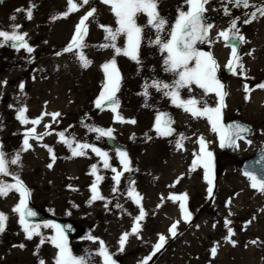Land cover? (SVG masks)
<instances>
[{
  "label": "rangeland",
  "instance_id": "obj_1",
  "mask_svg": "<svg viewBox=\"0 0 264 264\" xmlns=\"http://www.w3.org/2000/svg\"><path fill=\"white\" fill-rule=\"evenodd\" d=\"M249 2L264 4V0ZM225 6L230 9V15L225 14ZM90 7H95L97 12L95 18L86 22L88 31L82 51L91 63L84 67L78 58L80 49L73 52L64 49ZM206 8L207 22L213 27L201 51L210 52L219 65L217 77L227 92L222 120L238 118L254 129L253 135L247 138L251 144L239 140L238 147L230 154L222 152L219 137L212 131L207 118L193 117L174 105L163 91L151 86L155 81L171 84L177 77L165 71L167 53L154 43L157 32L155 28L147 26L145 15L139 14L137 17V23L146 26L138 63L127 56L116 55L111 47H101L109 43L101 25L113 30L118 27L110 6L101 0H90V5L81 6L67 17L62 15L68 9L67 0H42V3L37 0H0V30L11 33L14 26H19V33H27L26 42L33 49L31 53L24 48L17 50L9 46L11 42L0 47V150L5 153L7 161L16 154L20 159L25 155L33 159L32 165L25 164L20 168L9 163V173L19 175L30 190V205L54 218L71 220L80 227V233L68 238V244L73 256L85 257L88 264H103V258L95 255L100 247L99 241L104 242L116 264H143L154 251L160 235L165 236L166 243L148 264H264V193L251 186L252 181L237 165L238 161L253 156L264 142V89L257 87L264 83V17L258 15L256 20L245 24L243 20L250 19L246 13L253 9L225 5L224 0H209ZM178 9L187 11L185 0H159V13L167 21L160 34L161 39H170L169 32L178 18ZM28 10L32 11L31 19L27 18ZM237 17L239 34L245 38L237 46L244 67L242 72L237 69L238 74L233 75L230 71L227 73L226 67L232 49L218 34L228 30ZM116 45L125 47L126 37L119 36ZM112 59L116 60L121 75L120 88L116 93L119 101L117 112L124 121L134 120L135 123L117 122L116 113L111 109H96L95 102L106 82L102 65ZM189 66H194V62ZM52 80L54 84L50 85ZM69 80L74 82V87L69 89L74 104L70 108L62 104L56 107L55 113L60 115L53 120L50 114L54 105L44 102L40 106L37 92L55 91L60 84ZM18 84H22L23 88H14ZM245 85L251 89L249 93L245 92ZM179 91L182 99L196 98L206 101L209 107L217 106L218 97L214 93L205 95L195 85L191 86V90L182 88ZM48 107L49 110L45 111ZM25 108L29 121L42 117L38 125L24 124L17 118L20 110ZM168 111L173 115L171 127L174 131L171 136H161L155 130L156 117ZM46 125L50 127L46 128ZM94 127L112 129L113 138L100 137L90 130ZM32 128L36 129V136L42 135L43 138L37 140L29 137L31 147L24 150L25 134ZM60 132L67 139L107 152L111 167L103 172L107 181L100 188L104 197L101 202L90 203L81 195L65 191V185L74 184L71 157L76 158L75 164L82 167L88 168L92 166L91 162H96L95 167L100 169L103 168V159L91 148L85 149L82 156H73L71 150L60 142ZM181 135L184 137L183 147H187L188 143L194 144L195 152L196 148L200 150L198 135L209 141L208 150L213 153L212 178L216 176L213 193L209 197V184L205 177L202 180L199 174L185 168L190 176V182L184 185L188 191L184 203L190 213L187 224H182L180 217H176L174 222L169 221L170 209H173L172 205L176 208V203L171 205L159 198V195L165 198L168 194L164 186L168 188L166 171L173 156L170 145L171 142H178ZM49 147L52 153H49ZM118 150L126 152L130 171H123ZM54 151L58 156L53 162L51 157ZM216 160L219 161V169L215 167ZM50 163L51 168L48 167ZM179 163L182 168L185 162L181 158ZM111 168L123 172L118 186L113 179L116 173ZM42 172L46 173L47 180ZM0 179L14 183L11 175ZM44 180L49 184L41 189ZM133 181L134 184L131 183ZM196 185L199 193L194 196ZM133 187L143 197L140 205L127 195ZM114 188L117 190L113 191ZM18 203L19 194L14 191L7 197H0V212L8 217L5 231L0 233V264H40L41 260L44 264H54L58 250L48 239L41 243L42 237L55 235L54 228L43 227L52 223L46 220L30 222L41 225V235L27 239L19 222V214L13 211ZM141 206L146 216L140 222V227L145 226L138 235L131 237V246L125 248L124 245L121 251L120 244H117L121 237L119 235L134 227ZM225 221L230 223L226 225ZM177 222V235L173 237L169 229ZM191 228L193 235L197 236L194 240L191 238L193 235L187 232ZM229 228L234 233L230 239H234L235 246L229 242ZM141 234L146 235L148 240L145 251H141L137 241V236ZM89 235L97 240L87 239ZM212 248L217 249L214 257ZM128 250L130 253L127 254ZM247 252L251 257L243 256L242 253ZM138 256L142 258L137 259Z\"/></svg>",
  "mask_w": 264,
  "mask_h": 264
},
{
  "label": "snow or ice",
  "instance_id": "obj_2",
  "mask_svg": "<svg viewBox=\"0 0 264 264\" xmlns=\"http://www.w3.org/2000/svg\"><path fill=\"white\" fill-rule=\"evenodd\" d=\"M101 2L110 6L118 25L115 30L109 26L101 25L107 34L105 39L109 41V43H106L101 47H111L115 50L116 55L127 56L131 60L139 63V49L141 42L144 39V27L146 26L139 25L137 23V17L139 14L145 15L147 17V26L155 28L157 32L154 43L160 46L162 52L167 53L164 60L165 71L171 72L175 77H177L171 84L155 81L151 84V86L156 88L158 91H163L164 95L168 96L174 105L182 108L185 112L190 113L193 117L207 118L212 131L219 137L221 148H237V141L239 140H244L249 145L251 144V141L248 140L245 135L251 133V129L249 127L241 124L225 125L222 123V110L226 107L225 97L227 96V92L224 91V85L217 77L219 65L210 52L201 51L196 47L198 42H208L209 32L213 27L212 24L207 22V18L205 16L207 11L206 5L209 3V0H185L187 11L178 9V18L176 19L174 26L170 29V39L167 40L161 39L160 36L165 29L167 21L159 13V0H101ZM67 4L68 9L62 14L64 17H67V15L72 12L78 11L81 6L90 5V0H67ZM224 4H231L236 8L242 7L244 9H253L252 11L246 13L250 19L243 20V23L245 24L256 20L258 15L259 17H264V4H250L249 0H224ZM223 10L226 15H230V9L227 6H225ZM17 11L21 10L18 9ZM96 12L97 9L95 7H90V10L87 11V13L80 19L71 42L64 49L66 52H73L74 50L80 49L81 51L78 54V58L84 67H88L91 63L82 51L85 47L84 39L88 31L86 22L89 21L90 18H95ZM27 18H32L31 10L27 11ZM12 19L14 20L15 17H12ZM237 20H239V17L232 21L228 30H222L218 34L219 37L224 39L226 46H230L232 49L231 58L229 59L226 67L233 75L238 74L237 69L242 72L244 67L241 63V58L238 55L237 43H232L234 41L243 42L245 40L244 36L239 34ZM18 27L19 26H14L11 33L0 30V47H3L6 43L11 42L9 46L16 47L17 50L24 48L31 53L33 49L28 45L25 39L27 33H19ZM119 36L126 37V46L123 48L117 47L116 45V40ZM193 62L194 66L190 67L189 65ZM102 68L106 77V82L103 85V91L100 93V96L95 102L96 107L103 109L106 106H110L111 111L116 113L115 120L117 122L135 123L134 120L124 121L117 112V109L119 108V101L116 97V93L120 88L121 75L119 69L117 68L116 60L112 59L111 61L106 62L102 65ZM192 85L202 89L205 95L214 93L218 97L217 106L209 107L207 106L206 101L198 100L196 98L182 99L179 90L182 88H189V90H191ZM257 87L264 89V83L258 85ZM22 88L23 85H21V89ZM250 91L251 89L245 85V92L249 93ZM145 95H147V92H145ZM247 98L248 97L246 96V99ZM26 111V108L21 109L17 118L24 124L32 123L33 125H38L42 117L29 121L25 116ZM50 115L53 120H55L60 113H52ZM171 123L172 120L170 117H166L164 114L158 115L155 121L156 132L161 136H171L174 131L171 127ZM45 127L47 128L50 126L46 125ZM90 130L97 132L100 137L106 136L110 139L113 138L112 129L105 130L94 127ZM35 131L36 129L32 128L29 133L25 134L23 142L24 150H28L31 147L29 144V137L37 140L43 138L42 135L36 136ZM58 135L60 137V142L64 143L71 150L73 156H82L85 154V149L91 148L92 152L103 159V167L105 169L111 167L107 152L101 151L99 148L91 146L87 143H78L73 139H67L65 138L63 132H60ZM183 139L184 137L181 135L180 140L177 142L178 148L183 147ZM198 142L200 145V151L199 153H194L196 158L193 161L191 170L194 171L198 165L204 169L205 180L209 184L208 193L209 197H211L213 193V153L208 150V142L205 141L203 136L199 137ZM74 143L75 147H73ZM48 151L49 153H52V149L50 147L48 148ZM118 155L120 157V162L123 165V171H130V161L127 158L126 152L118 150ZM51 158L53 162L56 159L54 154ZM19 161V154H16L14 158L7 161L5 153L0 150V177L11 175L14 180V183H6L3 179H0V197H7L9 193L13 191L19 194V203L14 207L13 211L19 214V222L26 233L27 239H32L33 235H41L39 231L41 225L31 224L28 219L36 216V213L28 207L31 192L24 185L19 175L11 174L8 171L9 163L16 165ZM48 167L51 168L52 164L50 163ZM111 171L116 173L113 179L118 186L123 172H118L115 168H111ZM91 174L96 177V182L91 186V191L93 193L91 199L93 201L103 200L104 197L98 192V184L103 177L97 175V169L95 166H93ZM245 175H247L252 181L251 186L254 189L264 193V179L258 180L255 175L248 171L245 172ZM178 182L179 181H177V183ZM131 183L134 184V181ZM116 190L117 188L113 189V191ZM127 195L137 205H140V202L143 199V197L135 191L134 187L130 188ZM169 199L173 202L177 200L181 201L180 209L183 213V218L185 221H188L190 219V213L184 203L187 201V194H182L180 196L172 195ZM117 207H120V205H117ZM145 216L146 213L141 206L139 215L135 218V224L132 228L133 235H138L141 231L140 222L144 220ZM7 220V215L0 212V233L5 231ZM228 223H230V221H225L226 225ZM177 224L178 222L172 224L169 229L173 237L177 235ZM43 227L55 229L54 236L41 238V243H43L45 239H48L58 250L54 264H88L85 257L73 256L71 249L69 248L68 237L65 235L64 228L56 224H44ZM233 234L234 233H232V230L229 228V242L233 243V246H235V243L230 239ZM128 237L129 233H124L121 236L119 242L121 251L124 250V245L127 242ZM87 239L93 240L94 242L97 240V238L92 237L91 235H89ZM165 243V236L160 235L159 242L154 245V251L147 258H145L143 264H148L152 257L164 247ZM99 244L100 247L95 255H99L103 258V264H116V261L113 260L112 255L109 254L104 242L99 241ZM20 247H23V245ZM216 253L217 249L212 248L211 254L213 257ZM40 264H44V261L41 260Z\"/></svg>",
  "mask_w": 264,
  "mask_h": 264
},
{
  "label": "bare ground",
  "instance_id": "obj_3",
  "mask_svg": "<svg viewBox=\"0 0 264 264\" xmlns=\"http://www.w3.org/2000/svg\"><path fill=\"white\" fill-rule=\"evenodd\" d=\"M37 1H40V3H42V0H37ZM49 84L53 85L54 81L52 80ZM21 85L22 84H20V85L18 84L14 88H19V87H21ZM72 87H74V82L69 80L68 82L65 81L62 84H60L59 88L57 90H55V91L51 92L50 90H44L43 93L41 91H38L37 92V98L40 101V106L43 105L44 102L45 103H49L51 105H54V109H53L52 113L56 112L55 108L61 106L60 104H62L63 106H65L67 108H70V106L72 104H74V98H72V99L70 98L71 94H72V91L69 90ZM8 91H10L9 88H8ZM11 91H12V89H11ZM48 110H49V107L45 109V111H48ZM41 112L42 111L37 112V116H39V113H41ZM40 126L44 127L43 124H41ZM206 132H207V130H206ZM198 137H200V135H198ZM198 144H197V146H198ZM193 147H194V144H189V143H188L187 147L184 146V147H181V148L177 147V142L176 143L175 142H171V145H170V151L173 153V156L170 159V165H169V168L166 171V175H168L167 177L169 178V181L166 183V185L170 189L168 190V188L166 186H164V189H166L168 191V194L166 195L165 198H163L162 196L159 195V198L162 201H164V202L170 203L171 205L176 203V206H175L176 208H174V205H172L173 209L172 208L170 209L171 217H169L170 218L169 221H172V222L175 221L176 217H180V220H181L182 224H187L188 223V221L184 220L182 212H181V209H180L181 201L177 200V201L173 202L171 199H169V197L172 196V195L180 196L182 194H187V192H188V191L185 190L184 185H185V183H189L190 182V176H188L186 174L185 168H186V170L187 169L188 170L192 169L193 161L196 158L194 156V153H199V151H200L199 149L197 150V148H196V152H195V150H193ZM53 154L55 155V157L58 156L57 151L56 152L54 151ZM28 157H29V155L28 156H26V155L23 156L22 159H20L19 163L16 164L17 168L23 167V165H25V164L26 165L27 164L32 165L34 163V161H33V159H30ZM71 158H72V159H70V162H72V166L71 167H72L73 171L75 172L74 173V178L72 179L74 184L70 183L69 185H65L64 186L65 187L64 188L65 191H70L73 194L75 193L76 196H80L81 195V196L84 197L85 201H88L90 203L101 202L102 200L93 201L91 199V197L93 195V193L91 191V186L96 182V177L94 175H92L91 173H92L93 166L96 165V162H91L92 166H90L88 168H85V167H82L81 164H75L77 162L76 158H74V157H71ZM181 158L187 164L185 166V163H184V166L182 168L179 165L180 164L179 161H180ZM96 169H97V175H100V176L103 177V172H105L106 169L104 167L100 169L97 166H96ZM99 169H100V171H99ZM36 170H37V168H36ZM191 171L193 173L199 174L200 178L202 180H204L205 172H204V169L202 167H200L198 165L194 171L193 170H191ZM42 173H44L45 180H47L46 179V177H47L46 173L45 172H42ZM49 178H50V176H49ZM45 180L43 182V185H41V189H44V187L46 186L45 184L48 183V181H45ZM106 181H107L106 178L103 177V179L98 184V192H99V194L101 196H103V195L100 192V188L105 184ZM177 181H179V182L177 183ZM178 188H180V190H176ZM195 188L196 189L193 191L194 196H196L199 193L198 192L199 188L197 189V185H196ZM144 226L145 225L141 226V229H143ZM205 226L206 225H203L202 227H205ZM187 232H189V233H191L193 235V233H192L193 229L192 228L190 230H188ZM126 233H129V237H128L127 242L125 243V248H129L131 246L130 244L132 243V240H130L131 237L133 236L132 229L130 231L126 232ZM123 234H121L119 236H122ZM196 237L197 236L194 234L191 238L194 240V239H196ZM120 239H121V237H120ZM120 239H119V241H117V244H120L119 243ZM137 241H138V245L141 246V251H145L146 250V246L145 245L148 244V240H147L146 235L141 234V235L137 236ZM232 241L234 242V239ZM138 245L136 247H138ZM128 253H130L129 250L127 251V254ZM242 254H243V256L251 257L249 252H247L245 254L242 253ZM141 258H142V256H138L137 257V259H141ZM166 262H168L167 258H166Z\"/></svg>",
  "mask_w": 264,
  "mask_h": 264
},
{
  "label": "water",
  "instance_id": "obj_4",
  "mask_svg": "<svg viewBox=\"0 0 264 264\" xmlns=\"http://www.w3.org/2000/svg\"><path fill=\"white\" fill-rule=\"evenodd\" d=\"M232 43H237V45H238V42L234 41ZM201 45H202V43L198 42L196 44V47L199 49ZM13 48H16V47H13ZM105 108H110V106H106L103 109H105ZM97 109L103 110V109H99V108H97ZM164 115L166 117H170L171 120L173 121V115L170 112H167ZM223 124H225V125H229V124L245 125L251 129V133L245 134V135L247 137H249L253 134L252 128L249 125L241 122L238 119L232 118V119L226 120ZM233 149L234 148H223V151L225 153L229 154L233 151ZM262 157H264V143L262 144L261 148L254 154V156L240 160L238 162V167L241 169V171L244 174L246 171H248V172H251L253 175H255L258 180L264 179V158H262ZM216 166H217V168H219V162L218 161L216 163ZM28 207L36 213L35 217L28 218L29 221H40V220L52 221L54 224L59 225L62 228H64L65 235H67V237H69V238L75 237L80 233V229L75 223H73L69 220H66V219H56V218H53L51 216H48L45 213L41 212L38 208L31 206L29 204H28Z\"/></svg>",
  "mask_w": 264,
  "mask_h": 264
}]
</instances>
